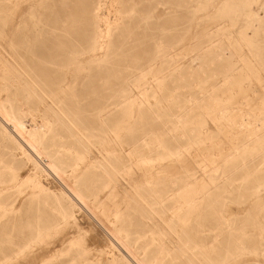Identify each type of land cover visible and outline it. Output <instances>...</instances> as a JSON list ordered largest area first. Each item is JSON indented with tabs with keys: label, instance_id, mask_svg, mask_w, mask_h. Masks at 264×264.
<instances>
[{
	"label": "rangeland",
	"instance_id": "1",
	"mask_svg": "<svg viewBox=\"0 0 264 264\" xmlns=\"http://www.w3.org/2000/svg\"><path fill=\"white\" fill-rule=\"evenodd\" d=\"M35 2L36 0H12V7L17 8L14 19L22 15L27 18L26 13H30L32 7H37ZM261 2L264 3V0H255L250 4L253 20L244 28L246 19L237 20L232 26L233 21L229 18L215 21L214 24L212 21H202L197 26V22H194L190 27L188 19L191 13L188 9L192 4L177 3L175 0H122L121 3H102L100 16L112 25L119 26L109 39L112 48L119 49L121 43L126 49L134 46L130 30L134 28L137 37V33L142 31L143 22L138 23L142 16L140 13L139 17L130 21L126 12L131 7H137L140 12L149 7L155 19L158 18L167 29L165 42L177 44L173 66L180 69L173 75L168 74L171 76L165 79L156 93L153 90L145 91L141 87L131 86V95L138 98L137 102L132 106L126 103L125 108L121 107L122 104L116 105L115 108L112 105L108 114L102 113L101 121H98V107L103 106V103L114 104L121 100L118 98V83L100 93L99 103L93 102L99 91H92L80 85L70 90L76 99L66 98L59 106L46 99L44 103L33 107L31 113L24 118L28 127L42 123L43 119L48 120L49 123L44 125L47 132L42 140L43 146L50 153L57 152V156L68 157V162H77L72 178H68L71 172L67 167L66 174L61 175L60 181L65 179L63 184H75L79 187L88 199V206H82L83 209L75 208V217L68 222L62 221L58 212L48 207L49 204L44 203L41 198L29 196L27 193L32 191L29 185L21 182L15 184L12 181L14 176L22 180L37 173L33 165L18 151H14L10 144L1 140L0 136V176L5 180L0 183V189H3L0 205L11 208L4 214L0 211V264H69L67 261L74 250L82 253L84 259L87 257V249L90 250L88 257L99 259L98 263L91 264H106L103 261L109 259L104 253L112 247L110 236L108 237L105 231L107 222L115 223L126 231L131 245L145 263L264 264V184L260 183H264V155L259 153L261 144L264 143V115H260L264 112V101H260L264 100V49L261 51V48H264V4ZM72 5L66 10L78 9ZM38 7V11L46 15L49 12L56 15L63 12L54 4ZM216 10L217 8H212L209 14ZM148 21L149 26L152 22L150 19ZM42 22L48 24L49 16H44ZM205 26L213 29L229 26L232 37L230 40L223 38L224 42L213 46L210 53L206 47L195 51L193 48L198 45L194 37L195 32ZM238 30H243L249 40L243 41ZM220 37L217 36L214 40L218 42ZM248 44H252L251 50ZM200 45L203 47L206 43ZM97 53L101 55L102 51ZM219 53H222L223 59ZM118 54L111 52L107 60L112 66L109 69L112 75L114 72V75L123 80L131 70V63L127 59V53H120L119 60ZM239 55L247 57L252 64V69L248 72L250 74L247 73L238 81H242V86L247 89L239 91L241 85L235 81V89L228 91L229 87L222 84V73L233 61H238L237 66L241 67ZM8 57L5 48L0 47V59ZM116 60L120 62H115ZM113 62L116 65L112 64ZM2 67L3 63L0 61V71ZM99 71L104 73L107 70ZM164 71L173 72L167 69ZM96 72L97 70L93 71ZM4 94L2 93V96ZM230 95L231 100L226 102ZM192 99L200 101L194 105ZM194 106H197V109L187 113V109ZM47 107L66 108L73 113L77 112V118L84 120L86 124L77 129L72 127V130L68 126L70 131L59 124V118L46 110ZM223 110L229 113L223 114ZM175 114L180 115L181 119H177ZM65 118L69 122L75 120L70 114ZM176 121L182 124V137L173 130L171 123ZM260 124L263 129L252 132ZM76 132L80 133L79 143H76L75 137L72 136V133ZM147 132H154L160 139V145L151 146L149 150L144 148L143 156L149 157L151 162L139 163L130 155L131 144ZM246 134L260 137L252 138L250 149L246 152L226 160L227 155L235 151L233 148L241 144ZM62 146L68 147V151L62 149ZM113 151L121 152L119 156L122 166L117 165L120 169H114L111 164L116 163L118 157ZM43 161L44 157L40 160L41 165L45 164ZM99 162H102V165H97ZM191 174L198 184H205L206 188L210 184L215 186H212L209 195L197 205V209L190 213V217L203 215L206 218L203 225H198L190 218L189 221L180 222L173 229L185 237L188 247L193 251L190 253L195 254L196 258L189 261L185 260L183 252L178 249H166V246L175 248L174 245L178 243L176 235L169 233L171 230L159 218L170 216V211L162 213L158 206H151L147 201H150V195L165 194L171 184L175 188L185 186L190 181ZM38 179L45 188L59 196L62 186L59 180L41 172ZM182 194H178L177 199H182ZM258 195L260 198L257 201ZM164 205L169 208L175 205V202L167 200ZM150 207L156 211L152 212ZM151 215L152 219L149 218ZM183 223L185 225H182ZM222 229L231 233V245L218 243L217 240L222 238ZM74 238L77 243L71 245L69 240ZM111 264L122 262L115 261Z\"/></svg>",
	"mask_w": 264,
	"mask_h": 264
},
{
	"label": "bare ground",
	"instance_id": "2",
	"mask_svg": "<svg viewBox=\"0 0 264 264\" xmlns=\"http://www.w3.org/2000/svg\"><path fill=\"white\" fill-rule=\"evenodd\" d=\"M105 1H110L112 3L122 2V0H36L35 5H37V7H32L30 13H26L28 16L27 18L22 15L21 17L14 19V13L17 8L12 7V0H0V47L5 48V52L8 53V56L10 57V59H8L9 57L4 58V60L0 59V61L3 63L2 70L0 71L1 140L6 141L12 146L11 148L14 151H18L21 156H24L26 161L33 165L32 167L38 176L39 172L45 173L47 176L52 175L54 178L59 180L58 182H60L62 186H60L61 189L58 196V194L50 191L48 188H45L39 181L36 174L32 176H26L22 180H18L17 176H14L12 181L15 184L21 182V184L26 183L29 185V189H32V191L28 192L27 194L31 197H39L44 203L49 204L48 207H52L53 210L58 212L59 218L64 222H68L75 217V208L83 209L82 206H88V199L79 187H77L75 184H73V186L65 185V183L63 184L62 182L63 180L65 181V179H63L62 182L60 181L61 175L66 174L65 168L67 167L70 168L69 171L71 172L70 175L68 174V178L74 175L77 162H68V157L64 155L57 156L56 151V154L50 153L43 146L42 140L47 132L44 125L49 123L48 120L43 119L42 123L29 124L30 126L28 127V125L25 124L24 118L31 113L33 107H35L37 104L44 103L46 99H48L51 104H55L56 106H59V104L62 103V101H64L66 98L68 100L76 99L75 94L71 93L70 90L80 85V87L83 86L84 88H89L92 91H99V94H96L97 97L93 99V102L96 101L99 103V101L101 102L100 93H103L104 90L118 83L120 86L118 98H121V100L114 104L113 102H108L106 104L103 103V106H100V108L98 107V121H101L100 116L102 113L108 114L112 109V105H114L115 108L116 105L122 104L121 107L125 108L124 105L126 103H128L129 106H132L137 102L138 98L131 95V86L141 87L145 91L153 90L156 93V90L160 88L161 85H163L165 79L173 75L174 72L177 73L180 69V67L173 66L175 58L174 52L176 49H178L177 44L165 42L166 40L164 39L167 37V29L163 26V23L160 22L158 18L155 19V16L149 7H147L145 10L143 8L142 12L138 11L136 9L137 7H131L126 12V16L130 21L132 18H137V16L139 17L140 13L142 16L138 21L139 24H142L143 22L141 25L142 31L137 33V37L136 30L134 28L130 30V37L134 42L132 43L134 46L130 49H126L121 43L118 47L119 49L115 50L112 48V42H110L109 39L112 33L115 30H118L119 26L118 24L112 25L110 22L100 16L99 10H101V5ZM162 1L170 2V0ZM175 1H177V3H186V5L192 4V6L188 9V12L191 13L190 18L188 19V24L190 23V27L194 22H197V26L202 21H212L214 24L215 21L222 20L223 18H229L230 21H233L232 26L238 22L237 20L246 19L245 23H243L244 28L249 26L253 20V13L250 8V4L255 0H226L224 2L218 0ZM49 4L59 6L63 12L59 15L49 12V14L47 13L46 15L43 12L38 11V8H40L38 5L44 6ZM261 4L264 3L261 2ZM71 5L72 7H78V9H75V11H67L66 8L71 7ZM212 8H217V10L213 11L212 14H209ZM44 16H49L50 22L48 24L42 22V20H44ZM249 18L251 19L247 21ZM149 19L152 23L148 26L147 24ZM234 28L235 27H233V29ZM238 33L241 35V38H243V41L249 40V38H247L244 34L243 30H238ZM256 33L257 37H259L258 32ZM120 34L122 37L125 36L122 32ZM217 36H221L218 38V42L214 40V38L216 39ZM194 37L198 42V45L195 46L193 50L196 51L200 48L206 47L205 49L210 53L214 48L213 46L224 42L223 40L225 39L223 38L230 40L232 37V32L229 26L220 29H213L212 27L208 28L205 26L201 30H197ZM241 38L239 37V39ZM200 43H206V46L202 47ZM251 46L252 44L249 45L250 50ZM262 49L264 48H261V51H263ZM99 51H102L103 55H99L97 53ZM111 52L114 54L119 53L117 55L118 60L121 56L120 53L128 54L127 59H129V62L131 63V65H129L131 70H129L128 75L123 80H120L117 75H114V72L112 75L111 70H109L112 68V66H110L108 63L107 58ZM221 54L219 53L220 56ZM238 57L239 61L242 63L241 67L237 66L238 61H233L228 64L222 73L223 77L221 81L223 82L222 84L224 86L229 87L228 91H233L235 89V81L238 82L239 80L243 79L245 75L252 69V64H250L251 61L248 60L247 57L243 55H239ZM143 59L145 60L143 61ZM118 60L115 62H118ZM115 62L112 64H115ZM165 69L172 70L173 72L166 73V71H164ZM96 70L97 72L93 73V71ZM99 70L107 71L103 73ZM70 78H73V80H70ZM148 79H150V82H148ZM238 83H240L238 84L239 86L241 85L239 91H244L247 89L242 86V81ZM2 93H5L4 96H2ZM231 98V95L228 96L226 102H229ZM191 101H193L192 104L195 105V103L200 101V99H192ZM260 101L263 102L264 100ZM195 109H197V106H194L193 108L190 107L187 109V113H191ZM46 110L56 115L60 120V123H58L62 126L64 125V128L66 129H69V127L70 129L72 127L77 129V127H81L86 124L84 120L77 118V112L73 113L69 111V109H54L49 107ZM127 112H129V109ZM222 113L227 115L229 112L223 110ZM68 114L74 116L75 120H71L69 122L65 118ZM261 114L264 115V112H261L260 115ZM111 116L112 115H110V117ZM175 117L177 119H181V116L178 114H175ZM171 124L173 126V130L179 133V137L184 136V132L180 133V129L182 128L181 122L176 121L172 122ZM241 124L244 125L243 123ZM214 128L216 129V127ZM261 128L263 129V126L260 124L255 127L252 132H258L261 130ZM141 129L143 128L141 127ZM79 135V132L72 133V136L75 137L76 143L80 142ZM257 137L259 138L260 136L255 135L253 137L251 134H246V136L243 137L241 144L233 148L235 151H232L227 155L226 160L246 152V150L250 149L249 146L251 145L250 143L252 138ZM159 145V137L154 132H147L140 139L131 144L130 155L135 157L139 163L151 162L149 157L143 156L144 148L149 150L151 149V146L158 147ZM261 148L262 149L259 153L264 155V143L261 144ZM62 149L68 151V147L66 146H62ZM113 153L114 155L117 153L118 157H116V163L111 164L114 169H120L117 165L122 162V159L119 156V153L121 152L118 153L117 151H113ZM42 157H44V165H41L40 162ZM97 165H102V162H99ZM189 177L190 181H188L185 186L175 188L173 187V184H171V186H168L169 189L165 194L159 195L156 193L155 195H150V201L147 202L150 203L151 206H158L159 211L162 213L170 211V216L166 218L160 216L159 218L161 219L162 223L164 222V225L168 227L169 230H171L169 233L172 232L176 235V242L178 243L174 245L175 248L166 246V249L169 251L178 249L179 251L183 252V257L185 260L187 259L191 261L196 258L195 254L190 253L193 251L190 247H188V242L185 237H182V234L174 232L173 229H175V227H177L180 222L189 221L190 218H192L194 222L196 221L198 225H203L204 221L206 220L203 215L190 217V213L197 209V205L209 195V190L215 185L210 184L207 186L208 188H206L205 184L197 183L196 179L193 178V174H191ZM3 182H5V180H3V178L0 176V183ZM260 183L264 184L263 181ZM2 191L3 189H0V194ZM180 193H183V198L179 200L177 199V196ZM249 194L252 195V193ZM259 198V195L256 196L257 201ZM167 200L174 201L175 205L166 208L164 204ZM86 206L84 208H86ZM150 209L152 212L156 211L152 207H150ZM8 210H11V208L7 209L5 205H0V211L3 212V214ZM149 218L152 219L153 216L151 215ZM207 220H209V222L211 221L210 218H207ZM182 225L185 224L183 223ZM105 231L107 233L106 235L108 237L110 236V245H112V247L111 249L105 251L104 254L107 255V259L109 260H105L103 263L105 262L106 264H111L115 261H121L122 264H149L145 263L137 254L135 248L131 245L129 235L122 229L121 226H117L112 222H107ZM221 232L222 238L217 240L218 243L225 244L227 246L231 245V233L229 231H224V229H222ZM69 243L71 245L76 244L77 239L74 238L69 240ZM89 251L90 250L87 249V253H85L87 257L83 259L82 253H78L74 250L72 252L73 255L67 262H69V264H83V262L86 264L98 263V258H94L92 256L88 257ZM100 252L102 251L100 250ZM188 263L190 264V262ZM62 264H66V262Z\"/></svg>",
	"mask_w": 264,
	"mask_h": 264
}]
</instances>
